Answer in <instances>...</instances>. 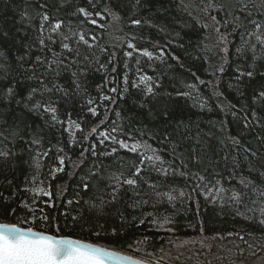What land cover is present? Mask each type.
Returning a JSON list of instances; mask_svg holds the SVG:
<instances>
[{
  "label": "trees",
  "instance_id": "16d2710c",
  "mask_svg": "<svg viewBox=\"0 0 264 264\" xmlns=\"http://www.w3.org/2000/svg\"><path fill=\"white\" fill-rule=\"evenodd\" d=\"M262 92L264 0H0V222L264 264Z\"/></svg>",
  "mask_w": 264,
  "mask_h": 264
},
{
  "label": "snow or ice",
  "instance_id": "6c2138e0",
  "mask_svg": "<svg viewBox=\"0 0 264 264\" xmlns=\"http://www.w3.org/2000/svg\"><path fill=\"white\" fill-rule=\"evenodd\" d=\"M80 12L85 16L88 15L84 9H80ZM47 19L48 17L45 15L44 20ZM134 23L139 24L140 22L134 21ZM60 27V23L55 24L53 31ZM80 40H84L82 35ZM64 47L68 48L69 45L64 44ZM248 75L251 76L252 73L249 72ZM260 95L264 97V92L260 93ZM50 111L54 113L55 109ZM92 111L94 112V110ZM234 143H238V141H234ZM63 163L64 161L61 159L60 164ZM141 171L142 169H136L135 176H139ZM164 174L167 175V172ZM93 175L97 174L94 173ZM99 179H103V177H99ZM122 183L135 186L137 185V180L135 178H127ZM110 187L112 192L115 193V186ZM84 188L87 189L88 185L85 184ZM45 194L49 195V193ZM172 198L169 196V199ZM115 199L116 196L112 195L111 201H115ZM68 203L71 204L73 201H68ZM104 203L101 199L99 205L92 204L90 207L96 209L98 215H102ZM43 219L46 220L47 217H43ZM72 220L75 222L77 217H72ZM57 230H59L58 226ZM113 257H115L114 253L94 245L66 238L58 239L54 235H46L42 232H35L32 229L23 230L14 225H0V264H108Z\"/></svg>",
  "mask_w": 264,
  "mask_h": 264
},
{
  "label": "rangeland",
  "instance_id": "374dc122",
  "mask_svg": "<svg viewBox=\"0 0 264 264\" xmlns=\"http://www.w3.org/2000/svg\"><path fill=\"white\" fill-rule=\"evenodd\" d=\"M92 20L96 22L97 18H92ZM78 129H79L78 123L70 122L68 124V130L70 131V133L73 137L75 136L76 131ZM118 144H119V146L130 149V150L135 149V151L140 152L145 157H148L151 155V153H148L147 150L145 149V147L140 142L120 139V140H118ZM182 242L183 241L176 239V238L171 239V241L170 240L168 241V247L170 245L171 246L175 245L171 251L173 254L178 255L184 249L183 247H181ZM169 248H172V247H169ZM157 256L158 255H156L154 257L152 256V258L150 260H152L153 262H156V263H161V264H173L172 261L174 263H177V264H182V263L176 262L177 259L170 253L162 254L158 257ZM153 264H155V263H153Z\"/></svg>",
  "mask_w": 264,
  "mask_h": 264
},
{
  "label": "water",
  "instance_id": "95a60500",
  "mask_svg": "<svg viewBox=\"0 0 264 264\" xmlns=\"http://www.w3.org/2000/svg\"><path fill=\"white\" fill-rule=\"evenodd\" d=\"M4 224H6V225H14V226H16V227H18L20 229H23V230L32 229L35 232H42V231L35 230L33 228L22 227V226H19V225H16V224L0 222V225H4ZM42 233H44L46 235H53V234H49V233H46V232H42ZM54 236H56V235H54ZM56 237L58 239L59 238H66V239L79 241L81 243L94 245V246H97V247H100V248L104 249L105 251L114 253L115 257H113L108 262V264H153V263L148 262L146 260L137 258V257H135L133 255H130V254H127L125 252H122V251H119V250H116V249H113V248H110V247H106V246H103V245H100V244H97V243H93V242H89V241H86V240L77 239V238H73V237H68V236H56Z\"/></svg>",
  "mask_w": 264,
  "mask_h": 264
}]
</instances>
